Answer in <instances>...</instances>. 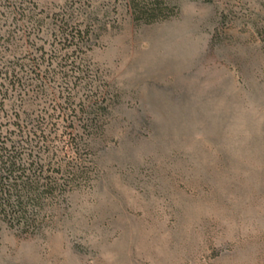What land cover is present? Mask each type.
<instances>
[{
  "label": "rangeland",
  "instance_id": "1",
  "mask_svg": "<svg viewBox=\"0 0 264 264\" xmlns=\"http://www.w3.org/2000/svg\"><path fill=\"white\" fill-rule=\"evenodd\" d=\"M166 1L144 24L122 0H0V66L33 65L0 80V141L41 123L44 157L86 167L34 230L0 222V264H264V0ZM72 11L93 19L73 54L52 32Z\"/></svg>",
  "mask_w": 264,
  "mask_h": 264
},
{
  "label": "trees",
  "instance_id": "2",
  "mask_svg": "<svg viewBox=\"0 0 264 264\" xmlns=\"http://www.w3.org/2000/svg\"><path fill=\"white\" fill-rule=\"evenodd\" d=\"M122 2L136 23L152 24L166 20L176 14L175 7L166 0H122ZM14 9L18 18L24 16V9L20 4L15 5ZM73 15L72 11L68 17L57 19L55 20L56 23L55 21L52 22L54 23L52 29L54 36L58 37L59 43L72 48L70 49L72 54L80 48L79 43L88 34L92 25L91 20H93L91 16H85L84 19L77 22L78 19L73 20ZM25 17L28 19L26 15ZM34 22L36 23V21ZM82 23L83 27L80 28ZM33 26L35 25L33 24ZM27 32L30 31L25 28L22 29L21 36H28L29 33ZM79 65L80 62L77 59L70 57H60L56 63V66L60 67L59 74L64 81L70 77L67 75V71L74 73L73 79L75 81L78 79L76 74L79 71ZM32 66L23 61L16 63L14 69L11 70L4 65L0 66V80L6 81L10 86L4 91H16L18 89L21 91L20 88L24 81L32 78L29 76L33 72L31 71ZM62 67H65L66 72ZM37 75L42 80V77L46 76V71L38 72ZM58 94L61 95L62 93L58 92ZM64 102H66L64 109H68L73 115V112L76 111L71 106L74 101L65 97ZM69 106L71 107L69 108ZM51 108L57 110L56 106ZM97 112L94 110L91 117L84 118L86 126L95 124ZM50 116L52 115L48 114L45 119ZM12 124L16 125L15 123ZM17 128L18 131L15 135L20 137L19 139L5 137L0 141V222L9 227L29 231L34 230L42 223L46 211L61 202L65 192L70 190L80 179L86 177V167L80 165L76 156L65 162H52L51 158L52 155L55 156L56 150L47 151L48 154L44 157L45 147L43 144L45 142L42 140L45 137H47L45 141L49 140L50 129L48 128L49 133L46 136L44 133L46 127L41 123L37 127L27 128L18 125ZM36 133L40 138L33 145L32 142L34 141L29 137ZM72 141L75 145V154L78 144L73 139ZM68 148L72 149L73 147L64 145L58 152L66 153Z\"/></svg>",
  "mask_w": 264,
  "mask_h": 264
}]
</instances>
